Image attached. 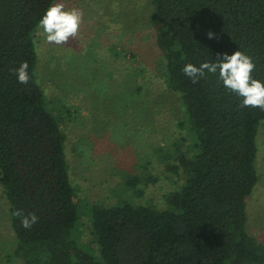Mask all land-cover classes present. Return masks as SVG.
<instances>
[{"label": "trees", "instance_id": "16d2710c", "mask_svg": "<svg viewBox=\"0 0 264 264\" xmlns=\"http://www.w3.org/2000/svg\"><path fill=\"white\" fill-rule=\"evenodd\" d=\"M51 2L0 0V184L13 255L24 264H264V242L246 227L264 110L241 106L217 75L193 83L183 72L239 49L264 81V0H147L167 86L180 99L195 153L180 157L185 179L166 208L131 200L88 207L96 253L75 239L79 199L66 137L35 73L34 33ZM25 61L30 79L21 84L14 70ZM29 213L38 221L25 229Z\"/></svg>", "mask_w": 264, "mask_h": 264}, {"label": "rangeland", "instance_id": "374dc122", "mask_svg": "<svg viewBox=\"0 0 264 264\" xmlns=\"http://www.w3.org/2000/svg\"><path fill=\"white\" fill-rule=\"evenodd\" d=\"M58 2L81 12L80 27L66 45L49 44L36 28L35 73L66 137L69 178L79 199L75 239L96 253L88 207L131 200L166 208L185 179L180 157L195 153V139L183 125L178 95L167 86L147 0ZM256 146L258 180L247 200L246 227L264 242L263 121ZM9 205L0 184V264H24L13 255Z\"/></svg>", "mask_w": 264, "mask_h": 264}, {"label": "clouds", "instance_id": "9594fccd", "mask_svg": "<svg viewBox=\"0 0 264 264\" xmlns=\"http://www.w3.org/2000/svg\"><path fill=\"white\" fill-rule=\"evenodd\" d=\"M81 19L82 14L79 10H66L62 2L52 0L50 6L41 15L38 26L42 28L49 44L66 45L70 37H76ZM207 35L212 39L214 33L209 31ZM254 69L255 63L252 57L237 49L231 54L222 53L214 62L204 61L198 66L188 63L184 66L183 72L193 83L206 74L217 75L226 89L242 98L241 106L264 110V81L252 76ZM14 71L19 83H28L30 75L26 61ZM37 221L38 216L29 213L22 218L21 224L23 228L30 229Z\"/></svg>", "mask_w": 264, "mask_h": 264}]
</instances>
